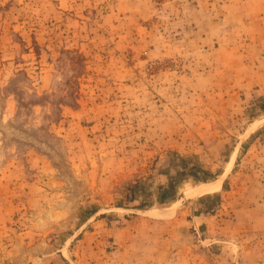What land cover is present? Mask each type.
<instances>
[{"label":"rangeland","instance_id":"obj_1","mask_svg":"<svg viewBox=\"0 0 264 264\" xmlns=\"http://www.w3.org/2000/svg\"><path fill=\"white\" fill-rule=\"evenodd\" d=\"M262 3L0 0V264H264Z\"/></svg>","mask_w":264,"mask_h":264},{"label":"crops","instance_id":"obj_2","mask_svg":"<svg viewBox=\"0 0 264 264\" xmlns=\"http://www.w3.org/2000/svg\"><path fill=\"white\" fill-rule=\"evenodd\" d=\"M260 0H258L259 2ZM262 5L259 6L257 12H255L251 18L264 20V0H262ZM250 137V136H249ZM258 141L251 145L250 150H258L261 149V146H258ZM249 152L246 154L244 158V163L253 164V168L256 171L254 172V184L249 186V197H248V205L245 204L246 200L241 201V209L238 211L240 220L245 221L241 227L242 232L257 230L259 233L264 235V156H251L250 160L248 157L250 156ZM261 153H264V150L261 149ZM247 161V162H246ZM250 165V164H249ZM241 200V198H238ZM233 203V202H232ZM231 205V203H228ZM246 205V207H244ZM234 207V206H232ZM256 221V222H254ZM245 225V226H244Z\"/></svg>","mask_w":264,"mask_h":264},{"label":"bare ground","instance_id":"obj_3","mask_svg":"<svg viewBox=\"0 0 264 264\" xmlns=\"http://www.w3.org/2000/svg\"><path fill=\"white\" fill-rule=\"evenodd\" d=\"M235 157L233 156L230 161V167L232 168L234 164ZM222 188L221 182H214L211 185L208 184H201L189 191L190 195H196V196H204L212 193L219 192Z\"/></svg>","mask_w":264,"mask_h":264},{"label":"trees","instance_id":"obj_4","mask_svg":"<svg viewBox=\"0 0 264 264\" xmlns=\"http://www.w3.org/2000/svg\"><path fill=\"white\" fill-rule=\"evenodd\" d=\"M167 193L168 192L165 190L162 192L160 199H158L159 203L163 204V203H166L167 201H169L170 198H169V196H167L168 195Z\"/></svg>","mask_w":264,"mask_h":264}]
</instances>
